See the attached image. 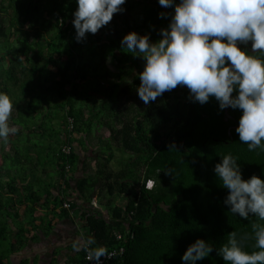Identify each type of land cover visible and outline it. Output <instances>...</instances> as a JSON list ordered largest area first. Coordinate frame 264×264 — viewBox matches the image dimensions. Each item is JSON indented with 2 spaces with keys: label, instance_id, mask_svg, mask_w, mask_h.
<instances>
[{
  "label": "trees",
  "instance_id": "16d2710c",
  "mask_svg": "<svg viewBox=\"0 0 264 264\" xmlns=\"http://www.w3.org/2000/svg\"><path fill=\"white\" fill-rule=\"evenodd\" d=\"M77 7V0H0V92L11 99L8 123L16 129L0 140V264H14L13 254L37 233L49 235L54 220L71 210L83 244L68 264H84L89 239L91 248L121 247L115 264H185L182 256L197 239L213 251L196 264H227L217 249L232 231L245 251L258 250L251 227L258 218L229 211L228 190L214 171L230 153L243 179L264 180V151H249L236 132L242 110L229 107L224 120L215 97L200 104L185 86L145 105L137 93L145 61L121 47L129 32L161 39L174 6L126 0L82 42L72 23ZM80 152L84 173L76 177ZM39 169L52 170L61 190L43 215L37 207L48 208L55 185L32 175Z\"/></svg>",
  "mask_w": 264,
  "mask_h": 264
},
{
  "label": "clouds",
  "instance_id": "9594fccd",
  "mask_svg": "<svg viewBox=\"0 0 264 264\" xmlns=\"http://www.w3.org/2000/svg\"><path fill=\"white\" fill-rule=\"evenodd\" d=\"M125 2L77 0L72 21L77 42L108 25L114 14L123 11ZM159 4L174 6L168 28L160 30L161 39L153 43L148 35L129 32L121 41L123 49L145 61L137 89L140 99L147 105L177 86L187 87L191 98L200 104L215 97L221 110H242L236 128L241 143L247 144L249 151H264V0H159ZM250 41L254 54L238 46ZM12 109L9 95L0 92V140L4 142L16 132L8 123ZM214 171L228 190L224 203L229 211L244 220L258 218L251 225L254 248L258 250L245 251L232 231L217 254L227 264H264V180L255 174L243 179L237 159L230 153L222 157ZM94 243L89 239L84 245L87 258L101 264V257L110 255L103 246L91 248ZM212 251L210 243L197 239L182 260L196 264Z\"/></svg>",
  "mask_w": 264,
  "mask_h": 264
},
{
  "label": "crops",
  "instance_id": "0c3cea01",
  "mask_svg": "<svg viewBox=\"0 0 264 264\" xmlns=\"http://www.w3.org/2000/svg\"><path fill=\"white\" fill-rule=\"evenodd\" d=\"M79 156L80 163L75 171L76 177H80L84 173L81 163L84 161L86 154L80 152ZM42 171L41 169L36 170L32 175L35 177H42L43 182H51L55 186L51 188L48 208L37 207L36 213L41 215L49 212L54 199H58L57 196L61 193V190H59L60 187L57 186L58 180L55 173L52 170H49V172ZM85 172H87V170H85ZM115 199H117V197ZM44 200V198L40 200V205L44 203ZM91 202L92 204L98 205V199L95 193L92 196ZM100 203H104V207H106V199H103ZM103 213L106 214V210H103ZM79 222L80 220L75 216L74 210L70 211L68 217H64L61 220H54L50 234L45 236L42 232L37 233L38 239L30 242L27 247L11 256L13 263L20 264L23 258H28L30 264H68V259L76 255L83 244V236L80 232L81 228ZM36 223H39V220H37Z\"/></svg>",
  "mask_w": 264,
  "mask_h": 264
},
{
  "label": "built area",
  "instance_id": "2783aa9c",
  "mask_svg": "<svg viewBox=\"0 0 264 264\" xmlns=\"http://www.w3.org/2000/svg\"><path fill=\"white\" fill-rule=\"evenodd\" d=\"M71 122V121H70ZM69 146L68 145H64L62 147V150L64 152H68L69 151ZM152 184H153V181L148 179L146 180L145 182V187L146 188H151L152 187ZM64 206H69L68 203H64ZM121 235L120 234H117V238H120ZM109 255H110V258H105V257H101V264H115L114 262H112V259L115 257V255L118 253V252H122L123 249L120 247L119 249H113V250H107ZM84 264H95V261L92 260V261H89V259L87 258V251L85 250V253H84Z\"/></svg>",
  "mask_w": 264,
  "mask_h": 264
},
{
  "label": "water",
  "instance_id": "95a60500",
  "mask_svg": "<svg viewBox=\"0 0 264 264\" xmlns=\"http://www.w3.org/2000/svg\"><path fill=\"white\" fill-rule=\"evenodd\" d=\"M240 45H242V44H240ZM240 45H238V46H240ZM247 45H249V46L251 47V41L248 42ZM228 108H229V107H228ZM228 108H225V109H224V120H227V118H228Z\"/></svg>",
  "mask_w": 264,
  "mask_h": 264
},
{
  "label": "rangeland",
  "instance_id": "374dc122",
  "mask_svg": "<svg viewBox=\"0 0 264 264\" xmlns=\"http://www.w3.org/2000/svg\"><path fill=\"white\" fill-rule=\"evenodd\" d=\"M127 156H128V154L125 155V157H127Z\"/></svg>",
  "mask_w": 264,
  "mask_h": 264
}]
</instances>
